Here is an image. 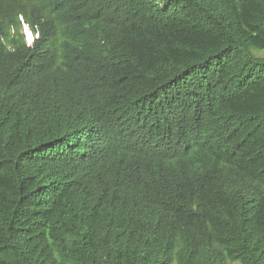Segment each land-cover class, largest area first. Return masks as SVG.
<instances>
[{"label": "trees", "instance_id": "1", "mask_svg": "<svg viewBox=\"0 0 264 264\" xmlns=\"http://www.w3.org/2000/svg\"><path fill=\"white\" fill-rule=\"evenodd\" d=\"M0 264H264V0H0Z\"/></svg>", "mask_w": 264, "mask_h": 264}, {"label": "clouds", "instance_id": "2", "mask_svg": "<svg viewBox=\"0 0 264 264\" xmlns=\"http://www.w3.org/2000/svg\"><path fill=\"white\" fill-rule=\"evenodd\" d=\"M23 28H24V33L25 34V40L27 41V43H31L33 40H34V37L37 36V34H34L28 27L26 24L23 23ZM27 28V31L29 32V34H27L26 32V29ZM23 32V31H22ZM31 35V36H30Z\"/></svg>", "mask_w": 264, "mask_h": 264}, {"label": "built area", "instance_id": "3", "mask_svg": "<svg viewBox=\"0 0 264 264\" xmlns=\"http://www.w3.org/2000/svg\"><path fill=\"white\" fill-rule=\"evenodd\" d=\"M25 30H26L27 34H29V32L27 31V28H26ZM30 36H31V35H30Z\"/></svg>", "mask_w": 264, "mask_h": 264}, {"label": "rangeland", "instance_id": "4", "mask_svg": "<svg viewBox=\"0 0 264 264\" xmlns=\"http://www.w3.org/2000/svg\"><path fill=\"white\" fill-rule=\"evenodd\" d=\"M22 31H23V33H24V28H22ZM25 35V34H24Z\"/></svg>", "mask_w": 264, "mask_h": 264}]
</instances>
